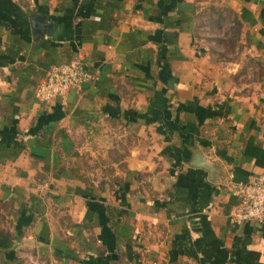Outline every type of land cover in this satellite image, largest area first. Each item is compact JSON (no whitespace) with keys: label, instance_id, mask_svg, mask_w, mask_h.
<instances>
[{"label":"crops","instance_id":"obj_1","mask_svg":"<svg viewBox=\"0 0 264 264\" xmlns=\"http://www.w3.org/2000/svg\"><path fill=\"white\" fill-rule=\"evenodd\" d=\"M72 60L92 81L40 102ZM250 143L264 0H0V264H264V225L230 220Z\"/></svg>","mask_w":264,"mask_h":264},{"label":"built area","instance_id":"obj_2","mask_svg":"<svg viewBox=\"0 0 264 264\" xmlns=\"http://www.w3.org/2000/svg\"><path fill=\"white\" fill-rule=\"evenodd\" d=\"M93 79L80 60L51 65L36 89V98L42 103L54 100L66 102L72 91L81 90ZM232 194L240 203L230 216L234 225L255 222L264 225V173L251 182H229Z\"/></svg>","mask_w":264,"mask_h":264},{"label":"rangeland","instance_id":"obj_3","mask_svg":"<svg viewBox=\"0 0 264 264\" xmlns=\"http://www.w3.org/2000/svg\"><path fill=\"white\" fill-rule=\"evenodd\" d=\"M205 15H206V13H205ZM211 16V15H210ZM201 22V24H202V27H201V33H202V38H209V36H215V35H217V37L216 38H218V36H221V35H225V37H228V35H229V30H228V28H221V27H219V28H216V30H214V31H210V29L209 28H207L208 27V21L209 20H207V15L205 16V18H202L201 20H200ZM219 39V38H218ZM227 43L225 42V43H223V42H220V40H219V47L220 46H227L226 45ZM231 44V43H230ZM233 47H235V46H229V48H233ZM248 64V63H247ZM249 65H252V62H249ZM255 65H256V63H255ZM254 65V66H255ZM257 66V65H256ZM255 66V67H256Z\"/></svg>","mask_w":264,"mask_h":264},{"label":"trees","instance_id":"obj_4","mask_svg":"<svg viewBox=\"0 0 264 264\" xmlns=\"http://www.w3.org/2000/svg\"><path fill=\"white\" fill-rule=\"evenodd\" d=\"M247 152H248V154H254V153L259 154V155H257V157H258V159H257L258 161L257 162H258V164L264 166V151L255 148L253 146V144L250 143L248 145Z\"/></svg>","mask_w":264,"mask_h":264},{"label":"water","instance_id":"obj_5","mask_svg":"<svg viewBox=\"0 0 264 264\" xmlns=\"http://www.w3.org/2000/svg\"><path fill=\"white\" fill-rule=\"evenodd\" d=\"M207 168L209 167V166H206Z\"/></svg>","mask_w":264,"mask_h":264}]
</instances>
